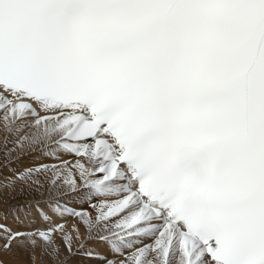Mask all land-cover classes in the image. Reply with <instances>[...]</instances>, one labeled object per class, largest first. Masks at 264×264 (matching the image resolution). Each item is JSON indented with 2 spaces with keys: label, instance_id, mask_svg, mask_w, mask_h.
Returning <instances> with one entry per match:
<instances>
[{
  "label": "snow or ice",
  "instance_id": "snow-or-ice-1",
  "mask_svg": "<svg viewBox=\"0 0 264 264\" xmlns=\"http://www.w3.org/2000/svg\"><path fill=\"white\" fill-rule=\"evenodd\" d=\"M0 133L20 264H264V0H0Z\"/></svg>",
  "mask_w": 264,
  "mask_h": 264
},
{
  "label": "bare ground",
  "instance_id": "bare-ground-1",
  "mask_svg": "<svg viewBox=\"0 0 264 264\" xmlns=\"http://www.w3.org/2000/svg\"><path fill=\"white\" fill-rule=\"evenodd\" d=\"M2 140H3V134L0 133V144H2ZM5 196H3L2 199H0V208L6 210L7 209V205L8 203H10L9 198H8V194L5 191L4 192ZM0 223L2 224H7L8 226L12 227V228H16V224L14 223L11 214L8 215V218L5 219H0ZM69 228H71L72 226V221H69L68 224ZM0 256H2V258L5 260V264H20V262L15 259L11 254L8 253H0Z\"/></svg>",
  "mask_w": 264,
  "mask_h": 264
},
{
  "label": "rangeland",
  "instance_id": "rangeland-1",
  "mask_svg": "<svg viewBox=\"0 0 264 264\" xmlns=\"http://www.w3.org/2000/svg\"><path fill=\"white\" fill-rule=\"evenodd\" d=\"M3 196H5V194H3Z\"/></svg>",
  "mask_w": 264,
  "mask_h": 264
}]
</instances>
